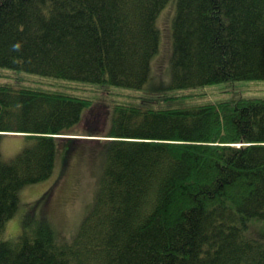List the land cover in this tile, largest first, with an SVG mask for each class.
<instances>
[{
  "label": "trees",
  "instance_id": "16d2710c",
  "mask_svg": "<svg viewBox=\"0 0 264 264\" xmlns=\"http://www.w3.org/2000/svg\"><path fill=\"white\" fill-rule=\"evenodd\" d=\"M167 8L159 100L0 82V140L34 139L9 160L0 151V264H264V95L239 89L264 83V0H0V69L154 91ZM204 86L228 95L195 100ZM87 111L106 126L83 131L111 138L84 149L100 156L90 211L66 239L28 215L5 236L21 187L82 150L59 136Z\"/></svg>",
  "mask_w": 264,
  "mask_h": 264
},
{
  "label": "rangeland",
  "instance_id": "374dc122",
  "mask_svg": "<svg viewBox=\"0 0 264 264\" xmlns=\"http://www.w3.org/2000/svg\"><path fill=\"white\" fill-rule=\"evenodd\" d=\"M170 15L171 11L168 8L160 14L159 24L162 32H164V39L163 41L160 40L161 45L158 52L160 54L155 55L156 57L152 59L151 75L153 79L151 84L153 87L151 88H156L168 79V67L166 65L170 52V44L167 39L169 36L168 22ZM18 79L24 85H37L52 91H66L91 98L93 101L104 99L107 102H139L141 98L159 100L164 96H168L165 95L166 92L158 88L154 91L146 90L150 85L142 91L117 87H100L99 89L98 86L89 83L61 81L0 69L1 83L18 82ZM239 89H242V95L244 96L264 95V83L249 82L239 87ZM182 91L177 92V94L182 95L184 92ZM224 91V88H217L216 86H204L202 90H190L195 100L211 101L227 97L228 94ZM100 117V113L89 115V111H87L83 119L68 130L69 133L66 132L59 136L74 139L77 142V148L82 150L72 152L65 160H63L62 152H59L48 177L37 182L24 184L21 187L18 208L5 223V236L12 237L20 232L22 221L27 215L32 223L36 217H44L54 232L64 239L73 235L86 212L90 211L96 197L97 188L100 185V156L88 153L84 149L96 143L99 144L103 139H111L100 135L86 134L83 131L86 122L98 129H100V125L104 128L106 125L100 122ZM97 131L96 133L100 134V131ZM33 140L24 133L8 132V134H4L0 140L2 157L6 160L13 158L26 144ZM27 220L28 218H26Z\"/></svg>",
  "mask_w": 264,
  "mask_h": 264
}]
</instances>
